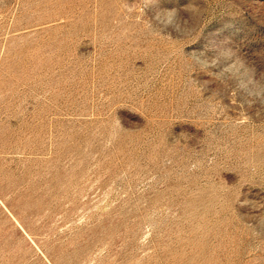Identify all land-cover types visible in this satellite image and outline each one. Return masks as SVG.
Wrapping results in <instances>:
<instances>
[{
  "label": "rangeland",
  "instance_id": "374dc122",
  "mask_svg": "<svg viewBox=\"0 0 264 264\" xmlns=\"http://www.w3.org/2000/svg\"><path fill=\"white\" fill-rule=\"evenodd\" d=\"M0 264H264V0H0Z\"/></svg>",
  "mask_w": 264,
  "mask_h": 264
}]
</instances>
